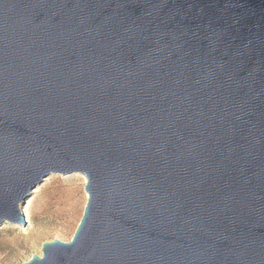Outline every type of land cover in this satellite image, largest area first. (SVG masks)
Instances as JSON below:
<instances>
[{
    "label": "water",
    "instance_id": "95a60500",
    "mask_svg": "<svg viewBox=\"0 0 264 264\" xmlns=\"http://www.w3.org/2000/svg\"><path fill=\"white\" fill-rule=\"evenodd\" d=\"M72 174L21 264H264V0H0V227Z\"/></svg>",
    "mask_w": 264,
    "mask_h": 264
},
{
    "label": "rangeland",
    "instance_id": "374dc122",
    "mask_svg": "<svg viewBox=\"0 0 264 264\" xmlns=\"http://www.w3.org/2000/svg\"><path fill=\"white\" fill-rule=\"evenodd\" d=\"M80 175L48 177L20 210L25 226L0 227V264L25 263L41 256L42 244L71 240L87 201ZM73 187L76 191L68 194Z\"/></svg>",
    "mask_w": 264,
    "mask_h": 264
},
{
    "label": "bare ground",
    "instance_id": "6f19581e",
    "mask_svg": "<svg viewBox=\"0 0 264 264\" xmlns=\"http://www.w3.org/2000/svg\"><path fill=\"white\" fill-rule=\"evenodd\" d=\"M80 176L82 177L83 182H86L85 177H84L83 175H80ZM76 189H77V188H76ZM76 189H75V187H73V188L68 189L67 192H68V194H69V193H70V194H73L74 191H76ZM85 195H86V193H85Z\"/></svg>",
    "mask_w": 264,
    "mask_h": 264
}]
</instances>
